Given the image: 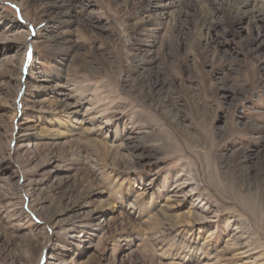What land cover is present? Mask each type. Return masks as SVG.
Here are the masks:
<instances>
[{"label": "rangeland", "instance_id": "1", "mask_svg": "<svg viewBox=\"0 0 264 264\" xmlns=\"http://www.w3.org/2000/svg\"><path fill=\"white\" fill-rule=\"evenodd\" d=\"M210 4L0 0V264H264V20Z\"/></svg>", "mask_w": 264, "mask_h": 264}, {"label": "bare ground", "instance_id": "2", "mask_svg": "<svg viewBox=\"0 0 264 264\" xmlns=\"http://www.w3.org/2000/svg\"><path fill=\"white\" fill-rule=\"evenodd\" d=\"M150 1H156V3H158L161 0H150ZM208 1L211 2L210 5L212 7L214 5L213 8H214V11H216V12L217 11L220 12L221 9H222V11L226 10V9H224V6H227L229 8L228 11H225L226 14L223 12H222V14L226 16V23H229L232 28L241 25L245 19H249V21L252 23H257L259 20H264V8H262V6L259 7V5H258V7H257L255 5L258 0H208ZM253 1H254V3H253ZM260 3L264 4V0H260ZM222 4H224V5H222ZM183 5L184 6L182 8H184V10L186 12H188L192 6L190 4L189 5L183 4ZM221 5H222V8H221ZM150 6H151V4H148V6H146V9H149ZM202 19L204 21V25L205 26L208 25V27L210 26V28L216 27L217 25L222 24V23L221 24H219V23H215V24L214 23H208V21H209L208 19H207L208 21L205 18H202ZM157 84H158V81L152 83L151 87L153 89L151 88V90L156 91ZM160 92L158 90L155 93L159 94ZM71 93L72 92L70 91V94L65 95V101L62 103V107L66 111L74 109L75 113H77L79 111L77 109L81 108V105H82L81 99H80L81 97L76 98ZM71 101H73V102H71ZM183 177H185V174H183V173L179 174V178H182V179H179L177 181L178 183L176 186H177V188H179L178 190H181V189L183 190L186 187V184H188L187 182H181V181H184ZM191 180H192V178H191ZM51 255H52V256H50L51 258L57 257V255H55L54 252Z\"/></svg>", "mask_w": 264, "mask_h": 264}]
</instances>
